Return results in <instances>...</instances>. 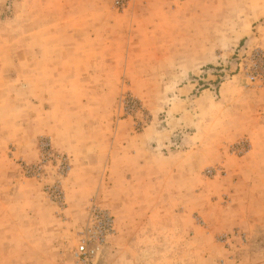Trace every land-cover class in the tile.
<instances>
[{"label": "rangeland", "instance_id": "obj_1", "mask_svg": "<svg viewBox=\"0 0 264 264\" xmlns=\"http://www.w3.org/2000/svg\"><path fill=\"white\" fill-rule=\"evenodd\" d=\"M256 48L264 0H0V264L94 222L98 264H264Z\"/></svg>", "mask_w": 264, "mask_h": 264}, {"label": "built area", "instance_id": "obj_2", "mask_svg": "<svg viewBox=\"0 0 264 264\" xmlns=\"http://www.w3.org/2000/svg\"><path fill=\"white\" fill-rule=\"evenodd\" d=\"M115 3L122 5L124 0H115ZM240 70L249 83L264 86V50L256 48L247 53L240 62ZM108 226L107 222L103 225L94 222L88 227L72 251L71 264H98L102 250L101 243L105 240L104 229ZM97 228L100 229L99 235H97ZM95 239H98L97 242Z\"/></svg>", "mask_w": 264, "mask_h": 264}]
</instances>
